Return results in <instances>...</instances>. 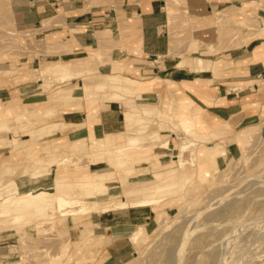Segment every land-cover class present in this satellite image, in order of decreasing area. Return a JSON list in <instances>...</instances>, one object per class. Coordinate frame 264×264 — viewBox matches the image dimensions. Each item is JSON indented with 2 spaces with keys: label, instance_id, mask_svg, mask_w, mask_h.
I'll return each instance as SVG.
<instances>
[{
  "label": "rangeland",
  "instance_id": "374dc122",
  "mask_svg": "<svg viewBox=\"0 0 264 264\" xmlns=\"http://www.w3.org/2000/svg\"><path fill=\"white\" fill-rule=\"evenodd\" d=\"M249 8L246 4L238 9L214 10L206 12V18L192 17L188 13L174 16L173 21L193 22V25L186 26L189 30L171 29L174 39L170 55L180 52L178 36L192 38L190 32L194 28L212 27L208 31L210 37L201 35L198 41L212 54L247 44L254 36L255 27L257 30L260 27L247 16ZM10 16L0 3V90H9L0 94V166L8 170L0 175V198L11 191L26 192L31 185L30 176L38 170L44 171L37 176L38 182L47 183H52L62 171L70 175L94 172L106 179H97L95 185L107 187L108 194L103 198L88 197L84 215L62 217L63 213L58 210L34 215L31 206L21 209L30 214L19 221L0 224V264H87L89 261L96 264H240L238 261L264 264V112L256 123L245 117L242 123L226 124L221 131L211 134L200 129L187 132L184 128L183 132H178L175 126L173 139L169 134L162 136V130L170 129L164 122L173 118L160 117L154 104L143 101L141 88L118 89L130 86L132 79H137L139 82H135L141 85V74L98 72V65L92 66L91 59L101 55L102 49L85 60L51 61L55 58H48L50 61L43 59L39 65H33V55L39 57L41 52L29 48L33 35H26L13 25ZM2 31L6 37L1 36ZM211 38L216 39V44ZM202 60L207 59H194L195 70L212 67L211 60H208L209 65ZM183 65L180 63V67ZM29 82H38L35 91L19 92L18 85ZM66 95L72 96L64 100ZM108 101H118L123 115L127 106L156 112L142 113L123 133L115 135L119 144L131 142L121 158L124 167L137 166L136 170L118 168L114 164L118 158L114 148L100 155L106 150L108 136H96L93 122L83 125L84 139L76 144L70 139L72 127L65 125V113L78 110L84 119L95 117L107 108L103 103ZM167 141L169 147H160ZM190 141L195 144L191 146ZM183 144L187 147L183 157L185 168L178 165L177 157ZM207 146L216 149L217 154L203 163L207 158L203 155L209 151ZM6 148L9 150L2 154ZM133 156L143 160L132 164ZM68 158L70 161L56 172L59 167L55 160ZM94 159L99 164L91 165ZM162 171L166 175L176 172L181 175L178 190L166 193L163 202L152 205L155 216L148 224L132 229V233L141 231L134 240L137 247L134 256L124 261L107 259L94 222L96 217L102 219L122 209L106 211L104 204L123 200L124 190L147 186L154 180L153 174ZM36 184L40 183L32 186ZM16 214L12 212L7 220ZM102 229L99 235L106 234ZM235 258L238 260L233 262Z\"/></svg>",
  "mask_w": 264,
  "mask_h": 264
},
{
  "label": "crops",
  "instance_id": "0c3cea01",
  "mask_svg": "<svg viewBox=\"0 0 264 264\" xmlns=\"http://www.w3.org/2000/svg\"><path fill=\"white\" fill-rule=\"evenodd\" d=\"M0 3L11 14L13 25L26 35H33L28 46L41 52L39 57L33 55V65H39L43 59L50 61L48 58L85 60L102 49L101 55L91 59L92 66L98 65V72L141 74L143 101L154 104L160 112L166 108L173 118L164 122L170 129L162 130V136L169 134L173 139L175 126L178 132H183L181 120L189 122L193 129L211 134L221 131L226 124L242 123L245 117L256 123L263 116L264 0H0ZM246 4L250 6L247 16L260 24L258 30L254 26V36L247 44L212 54L198 43L201 35L210 37L208 31L212 27L194 28L190 32L192 38L178 36L180 52L170 55L174 39L171 29L189 30L186 26L193 25V22L173 21L174 16L188 13L206 18V12L238 9ZM1 36L6 37L5 31ZM101 39H105L103 43ZM215 40L210 39L216 44ZM26 58L29 64V55ZM195 58L211 60L213 65L197 71L192 66ZM120 59L125 61L119 63ZM180 63L184 65L180 67ZM36 83L18 85V90L35 91ZM7 92L8 89L0 90V94ZM103 105L107 108L94 117V134L123 133L126 125L121 104L108 101ZM82 115L73 110L64 116L65 125L72 127L69 136L75 144L84 139L83 125L89 124ZM6 150L9 148L1 153L5 154ZM153 216V207H130L102 219L96 217L95 233L101 237L107 259L124 261L134 256L137 247L130 239L132 229L148 224ZM119 227L128 234L116 236ZM101 228L105 235H99Z\"/></svg>",
  "mask_w": 264,
  "mask_h": 264
},
{
  "label": "bare ground",
  "instance_id": "6f19581e",
  "mask_svg": "<svg viewBox=\"0 0 264 264\" xmlns=\"http://www.w3.org/2000/svg\"><path fill=\"white\" fill-rule=\"evenodd\" d=\"M264 30V28H262ZM202 63H205L206 65H209L210 62L208 60H202ZM209 66H203L199 67L200 71L203 68H208ZM132 79V78H131ZM137 79H132V83L130 86H119L118 89H125L129 88L128 90H139L141 88V85L138 84ZM139 82V81H138ZM72 95H70L71 97ZM172 96V95H171ZM69 95L64 96V100L70 98ZM127 110L124 113V120L126 127H129L133 121L141 116L142 113H145L146 115L154 114L153 110H144L140 111L136 106H127ZM166 109V108H165ZM164 109V110H165ZM163 112L157 111V114L160 115V117L167 118L171 117L166 110ZM162 111V110H161ZM97 116V114H96ZM97 118V117H96ZM94 122V116H90L88 118V123ZM181 125L187 132H192L194 127L187 122L186 120H181ZM64 128V127H63ZM108 136L106 140V150L100 153V155L104 156L107 154V151L111 150V148H114V152L117 155L116 160V166L118 168L124 167V161L121 158V155L124 156V152L126 151V148L129 147V145H132L131 142L126 145L119 144L118 141H116L115 135L112 134H106ZM170 137V136H169ZM132 140V139H131ZM191 142V141H190ZM162 143V142H161ZM195 143L192 141L191 146ZM162 148L169 147V142H164L160 146ZM207 149L209 150L207 155H203V157H207L206 160L203 163H206L209 161L214 155H216V149H214L212 146H207ZM187 151L186 145H181L180 151L177 155L179 158L178 165L182 168H185V160L183 157H185V152ZM71 159V158H70ZM195 159V158H194ZM201 159V157H200ZM68 159H62V160H55L58 165L57 171H61L60 167L62 164L67 162ZM74 160V159H73ZM142 159L138 158L137 156H133V159H131L132 164L133 163H139ZM70 161V160H69ZM95 163H92L91 165H97L99 164L96 162V159L93 160ZM8 163V162H5ZM70 164V163H69ZM131 166V165H130ZM124 167L126 171L136 170L137 166L134 167ZM104 167V166H103ZM202 167V165H200ZM70 169V168H69ZM79 169V167H78ZM147 169V168H146ZM178 169V168H177ZM38 170V169H37ZM36 170V171H37ZM140 170V169H139ZM7 169L0 166V175L5 174ZM35 172V171H33ZM43 170H38V172H35L36 174L31 175L28 182L31 180V185L28 188L26 192L16 193L15 191L8 192L6 194H3L0 198V224L5 223L8 221H19L26 215H29L30 213L21 212L20 210L25 208L32 207V212L35 214L42 213V212H50L51 214L53 210H58L62 212L63 216L67 214L78 216V215H84L86 213V205L88 204L87 198L90 196H96V197H102L107 195V187L103 186H96L95 182L97 179H100L99 181H104L106 179H103L100 175L98 177L96 174L87 172L77 173L80 176L74 177L75 173L73 175H70L66 173V171H62L59 174L57 173L54 181L52 183H47V181H40L38 182L37 176L40 175ZM79 172V171H78ZM125 172V171H124ZM97 173V172H96ZM106 174V173H105ZM136 174V172L134 173ZM44 175V174H43ZM154 180L151 184L142 186H132L124 190V199L123 200H112L108 204H104V208L106 211L110 210H116V209H128L130 207H152V205L160 204L165 200L164 195L166 193H174L178 190V180L180 178V174H172V175H166L163 171L162 172H155L154 174ZM106 177V176H105ZM71 179V180H70ZM80 179V180H79ZM34 183H40L32 186L33 181ZM16 181V180H15ZM232 189V188H231ZM78 196H83L86 199H80ZM175 196V195H174ZM171 198V197H170ZM49 203V204H47ZM222 207V206H221ZM221 209V208H220ZM121 211V210H120ZM12 212H16V216L7 220V217L11 215ZM126 212V211H125ZM158 212V211H157ZM224 213V212H223ZM227 213V212H226ZM50 214V215H51ZM55 214V213H54ZM229 214V213H228ZM225 215V214H224ZM215 223V222H214ZM2 224V225H3ZM121 224V223H120ZM224 224V223H223ZM117 225V224H116ZM128 225V224H127ZM113 227V226H112ZM212 227V226H211ZM141 233V231H133L131 234V241L135 242L134 240L136 237ZM116 236H122L128 234L126 230H123L122 227H119L115 231ZM113 237V236H112ZM2 252V251H1ZM234 257V256H231ZM239 258V257H237ZM234 260L238 259H233ZM241 264V261H238ZM236 261V263H238ZM29 264V263H28ZM235 264V263H234ZM239 264V263H238Z\"/></svg>",
  "mask_w": 264,
  "mask_h": 264
}]
</instances>
